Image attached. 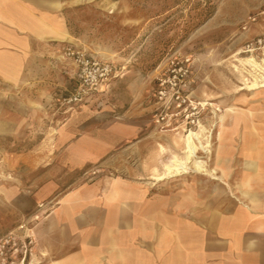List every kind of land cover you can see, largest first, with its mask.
I'll return each instance as SVG.
<instances>
[{
  "label": "crops",
  "instance_id": "crops-1",
  "mask_svg": "<svg viewBox=\"0 0 264 264\" xmlns=\"http://www.w3.org/2000/svg\"><path fill=\"white\" fill-rule=\"evenodd\" d=\"M77 2L0 0L2 134L27 123L43 98L59 101L57 81L76 86L75 65L59 57L74 44L67 18ZM252 91L225 121L215 117L207 174L162 180L154 169L176 143L150 125L125 112L79 132L71 111L62 112L56 162L80 179L34 219V264H264V89Z\"/></svg>",
  "mask_w": 264,
  "mask_h": 264
},
{
  "label": "rangeland",
  "instance_id": "rangeland-1",
  "mask_svg": "<svg viewBox=\"0 0 264 264\" xmlns=\"http://www.w3.org/2000/svg\"><path fill=\"white\" fill-rule=\"evenodd\" d=\"M76 1L67 18L71 42L94 58L111 63L121 74L70 109L61 100L73 90L74 80H59L54 90L59 101H55V96L43 98L36 112L24 115L30 119L23 126L9 135L0 129V264H34V219L44 215L57 196L80 179L78 173L69 172L56 162V142L66 119L62 112L71 111L79 132L96 124H110L123 113H131L132 119L150 125L155 136L176 143L165 164L174 155L183 159L182 136L201 124L211 136L202 143L209 144L210 153L198 151L197 156L212 166L216 127L221 125L213 124L215 117L223 116L225 121L227 108L240 105L243 93L248 91H238L236 59L248 56L244 50L249 42L264 40V0ZM261 50L254 51L253 56L261 58ZM59 59L69 62L62 55ZM175 59L188 61L184 93L197 107V113L187 118L182 112L170 121L169 129L162 130L154 122L158 107L154 95L157 79ZM1 106L0 94V109ZM203 133L206 132L202 129L201 138ZM15 152L27 156L18 158ZM35 155L41 160L34 162ZM164 163L154 173L162 170L163 174ZM95 173V169H90L84 179L91 180ZM35 180L40 183L34 184Z\"/></svg>",
  "mask_w": 264,
  "mask_h": 264
},
{
  "label": "built area",
  "instance_id": "built-area-1",
  "mask_svg": "<svg viewBox=\"0 0 264 264\" xmlns=\"http://www.w3.org/2000/svg\"><path fill=\"white\" fill-rule=\"evenodd\" d=\"M254 20L255 18L251 21ZM263 44V39L249 42L245 47L244 54L254 57V51L263 49ZM262 52L261 50V58ZM61 55L76 67V86L61 100L68 109L94 96L121 74L111 63L98 60L72 44H66L62 48ZM261 58L255 59L260 61ZM187 63V60H171L165 73L157 79L154 98L158 107L154 113V122L162 130L169 129L170 121L180 117L182 112L187 115V118H192L197 113L194 112L197 107L184 93L189 73ZM168 110L173 112H168ZM191 124H194V120H191Z\"/></svg>",
  "mask_w": 264,
  "mask_h": 264
},
{
  "label": "bare ground",
  "instance_id": "bare-ground-1",
  "mask_svg": "<svg viewBox=\"0 0 264 264\" xmlns=\"http://www.w3.org/2000/svg\"><path fill=\"white\" fill-rule=\"evenodd\" d=\"M239 53L243 52L241 51ZM236 61L239 66L235 65L234 68L241 77L238 91L245 90V88L248 91L264 88V52H262V58L260 61H257V59L252 56H244V58L239 57ZM197 127L196 130L185 131L186 133L182 136V141L185 139L183 159H179L174 155L170 162L163 166L164 173L156 174L153 179L162 180L164 178L174 177L185 173L188 170L203 174L209 172L206 162L201 161L197 156L198 151L205 154L210 152L209 144H202L203 142H207L208 138L210 139V134L208 133L209 130H206L201 124ZM202 129L206 132L203 133L204 138H201L199 134Z\"/></svg>",
  "mask_w": 264,
  "mask_h": 264
},
{
  "label": "trees",
  "instance_id": "trees-1",
  "mask_svg": "<svg viewBox=\"0 0 264 264\" xmlns=\"http://www.w3.org/2000/svg\"><path fill=\"white\" fill-rule=\"evenodd\" d=\"M208 16H209V15L207 14L206 17L204 18V20H205ZM204 20H202V22H203ZM202 22H201V23H202Z\"/></svg>",
  "mask_w": 264,
  "mask_h": 264
}]
</instances>
